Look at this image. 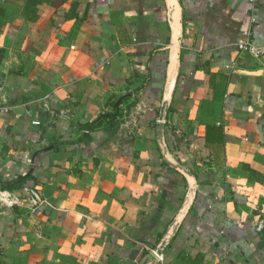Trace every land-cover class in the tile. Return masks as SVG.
Listing matches in <instances>:
<instances>
[{
    "label": "crops",
    "instance_id": "obj_1",
    "mask_svg": "<svg viewBox=\"0 0 264 264\" xmlns=\"http://www.w3.org/2000/svg\"><path fill=\"white\" fill-rule=\"evenodd\" d=\"M248 33L264 0H0V264H264Z\"/></svg>",
    "mask_w": 264,
    "mask_h": 264
},
{
    "label": "water",
    "instance_id": "obj_2",
    "mask_svg": "<svg viewBox=\"0 0 264 264\" xmlns=\"http://www.w3.org/2000/svg\"><path fill=\"white\" fill-rule=\"evenodd\" d=\"M177 1V0H176ZM169 108V101L165 100L160 112L159 120L156 124V133H157V140L159 143V147L163 156L164 161L174 169L178 170L179 172L183 173L187 176L190 180L193 181L194 177L191 174L190 170H188L185 166H183L172 154L170 151L167 142H166V113ZM195 187V186H194ZM193 196H191L192 198ZM191 198L187 199L183 206V211H186L190 206ZM164 249V244L160 246L156 250V254L149 252L147 253L144 258L141 260L140 264H155L158 261V256L162 255V251Z\"/></svg>",
    "mask_w": 264,
    "mask_h": 264
},
{
    "label": "built area",
    "instance_id": "obj_3",
    "mask_svg": "<svg viewBox=\"0 0 264 264\" xmlns=\"http://www.w3.org/2000/svg\"><path fill=\"white\" fill-rule=\"evenodd\" d=\"M238 48L241 52H247L255 58L264 57V46L255 44L253 39L250 36V33L246 35V38L242 42L238 43ZM5 111H6V108L0 105V119H1L2 114ZM0 194H2L1 189H0ZM26 195L28 196L29 201L34 207L40 205L42 200L37 192L31 189H26ZM258 228L259 230H262L263 225L260 224Z\"/></svg>",
    "mask_w": 264,
    "mask_h": 264
}]
</instances>
